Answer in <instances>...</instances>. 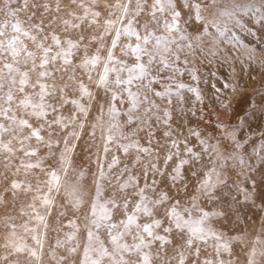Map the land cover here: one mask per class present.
<instances>
[{"label":"snow or ice","instance_id":"1","mask_svg":"<svg viewBox=\"0 0 264 264\" xmlns=\"http://www.w3.org/2000/svg\"><path fill=\"white\" fill-rule=\"evenodd\" d=\"M145 3L146 0H137L132 16L122 25V29L117 30L113 47H120L117 41L123 39L124 53L130 57L132 64L117 68L112 54L109 53V63L113 66L110 68L105 65L104 71L98 74L97 85L105 89L106 96L104 102L100 104L99 115L88 128V135L95 136L97 127L100 128L104 141L103 152L106 154L111 151L110 145L118 136L127 138L123 130L125 124L134 130H142L143 125L152 119L149 113L153 109L159 111L155 100L148 97L147 93L150 91L155 99L167 105L162 116L158 115L155 118L158 124L163 126L161 135L168 139L169 148L175 150L166 155L165 165L172 161L173 155L177 158L175 165L160 172L159 178L153 179L148 185L139 186L131 210L127 207L129 201L125 200V210L117 217L111 209L115 205L118 210L119 204H116L114 198H105V193L101 190V181L105 177V164L101 159L97 166L94 195L88 202L84 243L81 244L77 240L79 225L73 216L63 225L71 231H66L62 239L56 240L49 250V259L53 264H65L69 258L74 259V264H153V248L163 250L166 246H171L177 249L176 264H225V257L228 258L227 264H234V261L239 260L234 245L240 243L247 247L242 264H258L257 258H264V230L251 237L250 245H245L243 237L246 234L237 231L236 228L229 229L232 220L230 209L234 206L225 203L224 197L227 190L233 187L229 183V174L233 168H238L237 175L243 176L244 181L235 182V190L241 197L236 202L244 207L250 205L264 216V96H261L255 105L246 101V109L250 111V116L233 110L237 121L234 124H227L218 118L216 128L221 132V139L215 143H211L210 138L201 132L199 119L195 121V126L192 123L183 126L187 135L182 141L175 139L173 133L176 130L171 126V110L175 101L176 111L183 112L186 99L194 97L187 112L196 117L199 111L201 118L203 117V108L197 110L195 107L197 102L203 104L204 100L199 86L200 76L194 67L188 65L186 59L188 56L207 54L216 59L221 56L222 51L226 53L228 49H244L251 54L255 50L251 45L264 46V0H151L147 8ZM122 10L128 15L126 6ZM141 12L146 13L159 25L158 31L145 26L141 32L136 27ZM53 39L55 41V37ZM220 45H225L226 48L222 50ZM0 47L3 45L0 44ZM10 51L15 57L17 54L15 48H11ZM44 52L45 57L40 63L42 80H46L50 75L44 70L48 64V49H44ZM70 55L71 53L65 50L56 53L52 60L55 62L57 57H60L62 62L67 64L70 63L68 60ZM222 61L229 63L226 54ZM14 63L15 61L0 65V74L6 73L11 78L10 83L16 84L17 90L23 93L28 87L27 73L15 72ZM84 63L95 67L96 58L92 57ZM181 68L184 70L181 71ZM110 73L117 90H110ZM177 75L181 77L180 80L175 79ZM185 75L190 77L191 83L183 81L182 77ZM210 75L215 78L216 73L212 72ZM204 83L207 84L208 81ZM32 87L39 88L41 100L48 94L46 83L42 82ZM211 87L215 94L221 93V89L215 84ZM223 87L229 88L230 85L225 83ZM231 87L234 91L235 85ZM141 89L145 91L142 92ZM80 91L82 95H91L82 82ZM12 99V95L9 94L7 103L10 104ZM217 102L221 108L230 107L219 99V95ZM71 103L75 109L73 118L79 119L86 109L75 99H72ZM18 104L25 109L33 110V115L43 108V104H37L31 96H21ZM141 108L144 109L142 118L137 115ZM40 114L47 115L46 112ZM16 119L14 115H10L7 107L0 108V138L15 131L13 125ZM253 119L258 121L255 127L252 124ZM4 121H8V124L5 125ZM19 125L30 129L29 139L42 142L40 133L32 129L28 121L21 119ZM64 127L72 128L70 134L77 140L83 138L72 125ZM78 127L83 129L84 124L81 122ZM149 135H154V132H150ZM189 141H195V144ZM19 142L22 144L23 140ZM180 143L184 146L183 158L180 157ZM64 145L63 153L57 161L61 167L66 162L65 154L73 150L67 136ZM48 146L51 147V144ZM119 147L124 153L133 148L139 152L148 151L147 147H140L131 142L121 144ZM0 151L6 153L21 151L24 157L29 158L17 162L14 176L21 169L27 174L28 170L41 166L31 160L37 152L30 148L13 149L10 143H0ZM205 155L211 157L207 164L203 160ZM116 162V158L113 157L107 167L111 169ZM5 167H9L7 162ZM249 171L251 175H248ZM45 175L44 188L37 186L34 189L32 185H26L13 178L8 180L4 193L0 195V204L6 209L3 215V227L6 231L3 241L0 242V249L5 251L0 254V261L6 264H20L19 259H14L19 257L39 264L43 258V237L46 236V232L42 235L39 229L41 226L47 229L48 224L39 208L47 209L51 206V193L60 186V176L55 168H50ZM83 175L81 172V177ZM257 176L259 179H256ZM190 178H195L194 185H191ZM117 187L124 190L127 185L119 183ZM149 192L153 195L149 196ZM19 193L25 195L31 193V198L16 210L19 216L27 218L22 224L17 225L16 217L11 214L8 204L9 199L15 201ZM66 195L69 207L78 210L82 197L75 189ZM181 196L186 197L183 202ZM233 200L236 198L233 197ZM202 201L214 206L210 211L206 210L201 206ZM213 221L225 231L213 228L211 226ZM236 221L238 224L240 218L236 217ZM229 231L230 234L226 235ZM101 232L103 236L100 235ZM27 238L32 240V244L27 243ZM209 241L213 242L215 258L207 254L202 255L200 245H208ZM57 248L64 249L65 255H58ZM185 248L190 250L188 255L184 253Z\"/></svg>","mask_w":264,"mask_h":264},{"label":"rangeland","instance_id":"2","mask_svg":"<svg viewBox=\"0 0 264 264\" xmlns=\"http://www.w3.org/2000/svg\"><path fill=\"white\" fill-rule=\"evenodd\" d=\"M151 0H146L145 7L150 6ZM137 0H0V65L6 63H14V71L17 73H27L28 87L23 93L17 90V85L10 83L11 78L6 74H0V108L7 107L10 110V115H14L17 119L13 125L15 131L5 134L0 138V143L9 144L13 149L29 148L37 155L31 157V160L39 163V168L28 170L21 169L18 174L13 175L17 162L27 160L21 151L6 153L0 151V195L4 193L8 180L13 178L22 181L24 184H30L35 189L37 186L44 188L46 180L45 173L50 168H55L60 176V186L57 190L51 193L52 204L49 208H39L42 215L46 217L48 227L43 226L39 229L43 235V258L39 264H53L49 259V250L53 247L57 239H62L66 231L71 229L64 228V223L76 217V223L79 225L77 240L83 244L85 241V220L88 213V202L94 195L95 179L98 175V163L102 159L105 164V177L101 181V190L105 193V198H114L116 204H119V209L113 205V211L118 217L125 210L124 201H129L128 210H131L132 202L135 200L136 192L139 186L148 185L153 179L159 178V173L171 169L176 162V156L173 155L172 161L165 165V157L169 152H175L169 148V141L165 139L161 132L163 126L158 124L156 116H162L163 110L167 107L164 102H161L152 96L149 91L148 97L150 100H155L159 106V111L153 109L149 115L152 119L143 125L142 130H134L124 125V133L127 138L117 137L110 145L111 151L103 152L104 141L102 132L99 127L95 131V136L88 135L89 126L95 121L99 115L100 104L104 102L106 92L103 87H98V74L104 71L107 64L110 68L113 66L109 63V53L112 54V59L117 68L132 64L130 57L124 53V40L120 39L117 43L120 47H113V41L116 40L117 30L122 29V25L127 22L132 16V10L136 8ZM128 8V15L123 12V7ZM158 31L159 25L154 23L151 18L141 12L139 14V23L136 27L143 32L144 27ZM58 41L57 44L54 41ZM259 42H257L258 44ZM71 46V47H70ZM15 48L16 56L11 55V48ZM254 52L249 54L244 49H228L227 52L221 53L216 59H212L207 54L201 56H188V65L194 67L200 76V88L204 97L203 104L196 103L197 110L203 108V117L197 111L196 117H192L187 112V108L192 106V100L186 99L184 111H176V103L173 101L171 110V126L176 131L173 137L178 141H182L187 135L184 125L192 123L193 126L197 119L200 120V130L210 138L211 143H215L221 139V132L216 128L218 118L223 119L227 124H234V112L249 115L250 111L246 109V101L255 105L261 96H264V46L251 45ZM223 50L225 45H220ZM44 49H48L46 66L47 72L50 73L46 80L40 77V63L45 57ZM69 51L71 55L68 57L70 63H64L57 57L53 62L52 57L58 52ZM227 55L229 63H223L222 57ZM96 58L95 67L86 65L84 62L90 58ZM183 60L184 58L181 57ZM155 67V65L153 66ZM184 69L181 68V71ZM215 72L213 78L210 73ZM171 73H165L170 75ZM90 77V78H89ZM176 80L181 77L177 75ZM186 83H191L190 77L187 75L182 77ZM208 81L207 84L204 81ZM47 84V95L41 100L39 98V88H33L32 85L39 83ZM81 82L90 91L91 95H82L80 88ZM228 83L229 88H224L223 85ZM215 84L221 89L220 94H215L211 85ZM110 90H117L113 83L112 74H109ZM231 85H235L233 91ZM141 91H145L141 89ZM11 94L13 99L9 104L7 97ZM217 95L224 103L229 104L228 109L220 107L217 102ZM21 96H31L32 100L37 104H43V108L36 111L33 115V110L25 109L19 106L18 101ZM191 96V94H187ZM75 99L79 104H82L86 111L79 116V119L74 120V106L71 100ZM46 112L47 115L40 113ZM144 109L141 108L137 113L143 117ZM23 119L31 124L32 129L37 130L42 142H37L34 139H29L30 129L21 127L19 121ZM106 119V117H105ZM84 124V128L80 129L78 125ZM123 123V120L121 121ZM258 123L255 119L252 120L253 127ZM7 125L8 121H4ZM65 125H72L76 131L80 132L82 139L77 140L70 133L72 128H65ZM177 125L181 127L178 128ZM134 132V134H132ZM154 132V135H149ZM67 136L69 145L73 150L65 154V164L63 167L57 162L61 153H63L64 139ZM258 138V134H257ZM23 140L21 144L19 141ZM149 141H151L149 143ZM133 143L140 147H147V152H139L129 149L126 153L121 151L119 145ZM195 144V141H189ZM51 144V147L48 145ZM180 157L184 156V146L180 143ZM116 158V164L109 169L107 164ZM203 160L207 164L211 157L205 155ZM6 162L9 167H5ZM253 163V161H249ZM66 169V171H65ZM202 170V169H198ZM238 168H233L230 172L229 183L233 187L227 190L224 197L225 203H231L234 207L230 209L232 217L229 229L236 228L237 231H242L246 235L243 237L245 245H250L251 237L256 235L258 231L264 230V216H261L252 206L244 207L236 201L241 199L239 192L235 190V182L244 181V177L237 175ZM81 172L83 176L81 177ZM251 175V171L248 172ZM256 179H259L257 176ZM191 185L195 184V178H190ZM123 183L127 185L124 190L118 189L117 185ZM189 187V192L192 191V186ZM75 189L82 197V203L78 210H73L69 207L67 192ZM153 195L152 192L148 193ZM233 197L236 200H233ZM31 198V193L27 195L19 193L12 201L9 199L8 209L11 214L16 217L15 223L22 224L27 218L19 216L17 209L25 204ZM186 197L181 196L183 202ZM206 210H211L213 204L202 201L201 204ZM6 209L0 204V242L3 241L6 229L3 227V215ZM163 210L161 209V212ZM50 213V214H49ZM64 213V215H59ZM195 214V213H194ZM236 217L240 218L237 224ZM143 222V221H142ZM211 226L217 231H225L219 224L212 222ZM19 232V228L17 229ZM230 234L226 232V235ZM103 236V233L100 234ZM27 243L32 244V240L27 238ZM211 241L208 245L201 244L202 255L207 254L215 258L214 248ZM234 249L239 256V260L234 261V264H242L244 253L247 247L240 243L234 245ZM5 250L0 249V254ZM58 255H65L62 248H57ZM154 259L153 264H176L177 249L166 246L163 250L153 248ZM185 255L190 253V250L184 249ZM159 258H156V257ZM19 259L20 264H37L36 261H28L24 257L14 258ZM225 264L228 258L225 257ZM258 264H264V258H257ZM0 264H6L0 261ZM65 264H74V259L69 258Z\"/></svg>","mask_w":264,"mask_h":264}]
</instances>
